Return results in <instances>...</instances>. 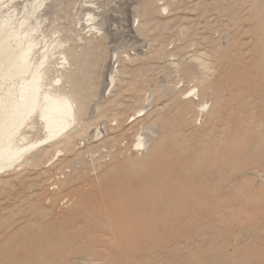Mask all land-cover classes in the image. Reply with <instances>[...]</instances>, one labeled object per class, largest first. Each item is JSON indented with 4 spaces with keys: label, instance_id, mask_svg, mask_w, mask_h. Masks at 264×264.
<instances>
[{
    "label": "rangeland",
    "instance_id": "obj_1",
    "mask_svg": "<svg viewBox=\"0 0 264 264\" xmlns=\"http://www.w3.org/2000/svg\"><path fill=\"white\" fill-rule=\"evenodd\" d=\"M31 8L48 82L84 110L65 142L36 119L0 170V264H264V0H1L0 16Z\"/></svg>",
    "mask_w": 264,
    "mask_h": 264
},
{
    "label": "bare ground",
    "instance_id": "obj_2",
    "mask_svg": "<svg viewBox=\"0 0 264 264\" xmlns=\"http://www.w3.org/2000/svg\"><path fill=\"white\" fill-rule=\"evenodd\" d=\"M34 9L20 20H14L12 14L0 16V170L12 168L34 147L35 141L21 142L27 139L25 129L36 119L44 129V139L65 142L72 139L75 132L69 128L78 123L84 110V101H79L72 89L48 82L49 49L44 46L35 56L37 40L32 31L36 32L38 24L25 28ZM67 56L64 52L62 59L67 60ZM195 60L203 65L201 58ZM144 144L142 139L136 143L138 147Z\"/></svg>",
    "mask_w": 264,
    "mask_h": 264
}]
</instances>
